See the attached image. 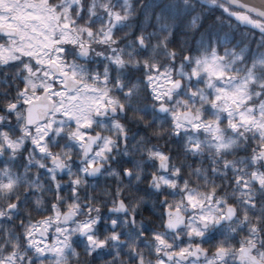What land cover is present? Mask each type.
Listing matches in <instances>:
<instances>
[{"label": "snow or ice", "instance_id": "1", "mask_svg": "<svg viewBox=\"0 0 264 264\" xmlns=\"http://www.w3.org/2000/svg\"><path fill=\"white\" fill-rule=\"evenodd\" d=\"M0 264H264V0H0Z\"/></svg>", "mask_w": 264, "mask_h": 264}, {"label": "trees", "instance_id": "2", "mask_svg": "<svg viewBox=\"0 0 264 264\" xmlns=\"http://www.w3.org/2000/svg\"><path fill=\"white\" fill-rule=\"evenodd\" d=\"M216 14H218V13H216ZM207 19H208V17L205 18V22H207Z\"/></svg>", "mask_w": 264, "mask_h": 264}]
</instances>
